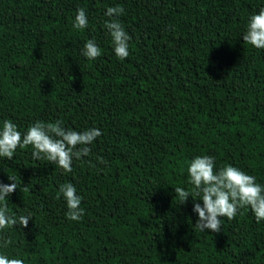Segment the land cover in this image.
Returning <instances> with one entry per match:
<instances>
[{
    "label": "trees",
    "instance_id": "1",
    "mask_svg": "<svg viewBox=\"0 0 264 264\" xmlns=\"http://www.w3.org/2000/svg\"><path fill=\"white\" fill-rule=\"evenodd\" d=\"M130 35L114 53L108 7ZM79 8L88 25L73 27ZM264 0H0V126L35 121L98 128L72 171L18 147L0 157V182L18 188L9 213L27 227L0 230V253L25 264H264V220L250 208L221 218L220 232L195 227L188 165L211 155L264 185V49L243 41ZM101 55L89 60L84 43ZM103 157L100 163L97 157ZM72 183L84 215L66 218L59 186ZM25 187L27 190H25Z\"/></svg>",
    "mask_w": 264,
    "mask_h": 264
},
{
    "label": "clouds",
    "instance_id": "2",
    "mask_svg": "<svg viewBox=\"0 0 264 264\" xmlns=\"http://www.w3.org/2000/svg\"><path fill=\"white\" fill-rule=\"evenodd\" d=\"M124 11L120 6L108 7L105 15L111 19L104 22L112 39L114 53L120 60L129 56L128 42L131 39L117 19ZM87 25V13L84 8H79L73 27L84 29ZM243 41L254 48L264 49V8L250 16ZM82 55L89 60L100 57L101 49L94 39H88L84 43ZM101 135V130L95 127L84 131L66 128L61 120L55 122L38 120L32 123L26 132L21 133L11 119H6L0 126V157L12 160L18 147L31 146L33 159H44L58 165L65 172H71L73 159L79 160L88 156L91 152L88 145ZM97 160L100 163L106 162L99 156ZM187 171L195 192L190 193L183 187H175L174 190L180 198V204L186 203L189 196L193 197L194 201L196 197L203 201V205L198 202L193 204V211L198 214L195 227L200 231L220 232L221 218L232 220L238 211L245 207L251 209L257 223L264 220V185L257 183L255 176L231 164L216 170L215 159L211 155L194 157ZM8 179L11 183L0 182V230L17 224L27 227L29 220L32 219L31 214L16 216L9 213L4 202L19 186L15 176L9 175ZM61 194L67 205L66 218L72 221L81 220L84 215V209L80 207L82 197L77 194L75 186L70 182L61 184L57 199H60ZM12 243L11 238L0 235V248L6 249ZM0 264H25V261L0 253Z\"/></svg>",
    "mask_w": 264,
    "mask_h": 264
}]
</instances>
